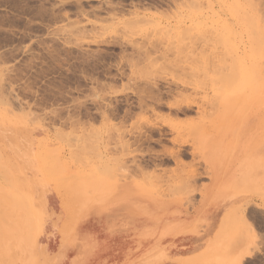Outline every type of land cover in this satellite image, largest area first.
<instances>
[{
    "label": "rangeland",
    "instance_id": "obj_1",
    "mask_svg": "<svg viewBox=\"0 0 264 264\" xmlns=\"http://www.w3.org/2000/svg\"><path fill=\"white\" fill-rule=\"evenodd\" d=\"M0 215V264H264V0H0Z\"/></svg>",
    "mask_w": 264,
    "mask_h": 264
},
{
    "label": "crops",
    "instance_id": "obj_2",
    "mask_svg": "<svg viewBox=\"0 0 264 264\" xmlns=\"http://www.w3.org/2000/svg\"><path fill=\"white\" fill-rule=\"evenodd\" d=\"M181 227V226H180ZM142 230V229H141ZM125 232V231H124ZM198 238L187 234L177 235L176 239L172 240L173 246L169 248L168 255L171 256L172 260L170 262H166L167 264H204L205 260L201 253H197L199 250V246H195L194 244ZM187 244V245H182ZM190 244V246L188 245ZM196 251H193V250Z\"/></svg>",
    "mask_w": 264,
    "mask_h": 264
},
{
    "label": "bare ground",
    "instance_id": "obj_3",
    "mask_svg": "<svg viewBox=\"0 0 264 264\" xmlns=\"http://www.w3.org/2000/svg\"><path fill=\"white\" fill-rule=\"evenodd\" d=\"M196 2H197V1H196ZM210 151H211V150L208 149V150L206 151V154H207V153H210ZM210 154H211V153H210ZM207 156H209V155H207ZM214 161H215V159H214ZM214 161H213V162H214ZM258 166H259L258 163H256V165L253 166V169H254L253 171H254V172H248V173H249V181H247V180L244 179V180H245V181L243 182V183H244V187H245V186H248L249 183H252V182L254 181L255 174H256V173L258 172V170H259V169H258V168H259ZM244 176H245V175H244ZM243 178H244V177H243ZM252 179H253V181H252ZM68 184H70V183H68ZM66 185H67V184H66ZM66 185H65V186H66ZM70 185H71V184H70ZM68 189H70V188H68ZM69 191H70V190H69ZM73 192H74V191H73ZM66 193H67V191H66ZM1 207H3V206H1ZM3 208H4V207H3ZM4 209H5V208H4ZM5 211H6V210H5ZM1 214H2V213H1ZM0 216H1V215H0ZM2 216H3V215H2ZM20 217H21V216H20ZM5 218H7V217H5ZM214 218H215V217H214ZM2 221H3V220H2ZM3 222H4V221H3ZM1 223H2V222H1V219H0V224H1ZM5 223H6V222H5ZM7 225H8V224H7ZM0 226L3 227V226H6V225L4 224L3 226H2V225H0ZM18 226H19V225H18ZM6 228H8V226H6L5 228L3 227V229L0 228V231H3V230H4V232H1V234H2V233L4 234V233L9 232V231H8L9 228H8V229H6ZM1 229H2V230H1ZM5 229H6L7 231H5ZM12 230H13V229H12ZM14 232H15V230H14ZM10 233H11V232H10ZM10 233H7V234L10 236V235H11ZM3 234H2L1 236L4 237V238L2 237V239H4V241H5L6 239H8V238H6V237H8V236H7L6 234H5L6 236H4ZM14 234H15V233H14ZM5 238H6V239H5ZM12 240H13V239H12ZM2 241H3V240H2ZM7 241H9V239H8ZM15 242H16V241H15ZM15 242H14V243H15ZM12 244H13V243H12ZM1 245H3V243H2ZM15 245H16V244H15ZM4 248H5V247H4ZM11 248H12V247H11ZM2 249H3V248H2ZM13 253H14V252H13Z\"/></svg>",
    "mask_w": 264,
    "mask_h": 264
}]
</instances>
